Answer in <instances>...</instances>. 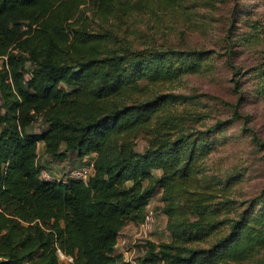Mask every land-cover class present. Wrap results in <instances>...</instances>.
I'll use <instances>...</instances> for the list:
<instances>
[{
    "label": "trees",
    "instance_id": "obj_1",
    "mask_svg": "<svg viewBox=\"0 0 264 264\" xmlns=\"http://www.w3.org/2000/svg\"><path fill=\"white\" fill-rule=\"evenodd\" d=\"M90 1L97 21L82 16L86 0H0V264H59L57 251L70 264L244 260L264 245L263 212L235 205L226 188L238 174L208 173L200 162L207 148L164 110L185 96L146 94L214 52L133 48L98 25L172 10L178 0ZM38 141L56 161L93 152L92 172L42 179ZM155 195L168 240L147 239L126 261L115 250L118 232L139 225ZM221 226L226 232L216 233Z\"/></svg>",
    "mask_w": 264,
    "mask_h": 264
},
{
    "label": "rangeland",
    "instance_id": "obj_2",
    "mask_svg": "<svg viewBox=\"0 0 264 264\" xmlns=\"http://www.w3.org/2000/svg\"><path fill=\"white\" fill-rule=\"evenodd\" d=\"M91 6L90 0L80 5L84 9L82 16L97 21L91 17ZM98 25H106L133 48L214 52L196 71L164 83L148 84L146 94L170 92L185 96L182 101L166 103L164 110L180 115L185 120V131L198 137L207 148L200 162L208 173L222 178L238 174V179L226 188L235 205L264 215V146L258 143L264 141V0H178L172 10L132 13L123 22L109 20ZM234 110L239 113L237 117H233ZM217 120L224 121L206 131ZM144 146V138L135 139L136 150ZM36 153L41 170L56 178L75 166L74 155L56 161L40 145ZM156 173L151 171L152 175ZM154 199L156 203L148 205L154 211L152 223L145 229L140 227L144 233L124 246L131 259L141 253L148 235L152 234L150 238L156 242L168 239L157 195ZM225 227L216 233H225ZM232 264H264V245Z\"/></svg>",
    "mask_w": 264,
    "mask_h": 264
},
{
    "label": "built area",
    "instance_id": "obj_3",
    "mask_svg": "<svg viewBox=\"0 0 264 264\" xmlns=\"http://www.w3.org/2000/svg\"><path fill=\"white\" fill-rule=\"evenodd\" d=\"M92 172V157L89 155L82 156L81 162L78 165H75L69 169L65 176H62L61 180H64L67 177L77 178L81 180H85L87 176ZM40 177L45 180H50L56 178L55 176L50 175L48 172H44L40 170ZM154 218V211L148 207V203L146 205V210L143 215V219L139 226L141 228H146L150 226ZM58 258H65L68 262L71 263L72 257L70 255H64L61 252L57 251Z\"/></svg>",
    "mask_w": 264,
    "mask_h": 264
},
{
    "label": "crops",
    "instance_id": "obj_4",
    "mask_svg": "<svg viewBox=\"0 0 264 264\" xmlns=\"http://www.w3.org/2000/svg\"><path fill=\"white\" fill-rule=\"evenodd\" d=\"M38 145H40L41 148L43 149L42 142L38 141L36 146H38ZM87 155L93 157L94 153L91 152V153H88ZM74 159H75L74 165H78L81 162L82 157L74 156ZM153 202H155V199L153 200V197H152L151 199H149L148 205L149 204L151 205ZM157 202L159 203V201H157ZM139 228H140V226L138 224H134L132 222H128V223L124 224L120 228L118 235H117V238H116V242H115V250L121 253L122 258L124 260L132 262V263H133V259L128 257L129 251H127L124 246L131 245L132 240L134 241L133 238L135 236H137L141 233H144V230L139 229ZM151 236H152V234L147 236V237H149L148 240H150L152 242H156L157 240L150 238ZM166 240H168V239H166ZM166 240H164V241H166ZM121 245H123V246H121ZM59 264H70V262H68L65 258H61V259H59Z\"/></svg>",
    "mask_w": 264,
    "mask_h": 264
}]
</instances>
